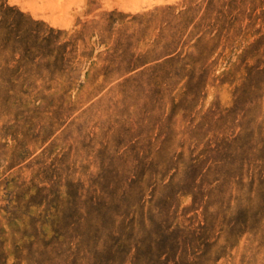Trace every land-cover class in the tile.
<instances>
[{
    "label": "rangeland",
    "instance_id": "obj_1",
    "mask_svg": "<svg viewBox=\"0 0 264 264\" xmlns=\"http://www.w3.org/2000/svg\"><path fill=\"white\" fill-rule=\"evenodd\" d=\"M190 1L0 0V264H264V44L240 64L254 38H223L206 75L124 89L109 66L119 39L152 47L141 16L164 6L191 9L194 56Z\"/></svg>",
    "mask_w": 264,
    "mask_h": 264
},
{
    "label": "trees",
    "instance_id": "obj_2",
    "mask_svg": "<svg viewBox=\"0 0 264 264\" xmlns=\"http://www.w3.org/2000/svg\"><path fill=\"white\" fill-rule=\"evenodd\" d=\"M216 1L207 0L206 10L199 22L193 25V31L187 41L188 44L192 43L190 47L194 49L195 54L193 56V53H188L184 58L179 50L181 38L179 27L186 29L192 25L193 21L186 18L191 9L176 13L175 6H164L154 12L143 14L141 17L144 18L145 25L156 21L159 24V32L152 42V47L142 54H130L126 48L122 49L120 39L116 41V46L109 60V66L116 64L117 71L120 72L113 79H122L117 87L124 89L130 86L131 75H135L133 81H138L137 78L143 76L150 80V75L147 76L146 73L154 70L163 73L171 71L175 77L176 72L182 71L189 73L198 71L200 75H206L210 72V58L218 46L216 42L223 38L226 42H231L228 44H233L237 38H242V36L245 39L248 36L254 38L253 42L249 43L243 52L237 56L240 64H243L259 45L264 44V33L259 34L260 30L253 31V23H255L257 17L254 19L251 17L262 1L224 0L221 9L216 8ZM247 1L250 5L248 13H246L245 5ZM13 10H15V7L5 3L0 4V31L4 29L2 26L8 23V14ZM213 13L216 15L212 18ZM19 15L21 14L19 13ZM245 19L249 20L250 23L243 24ZM146 28L147 26L144 29ZM234 57L233 53L225 56V64H233L231 59ZM187 67H189L188 70ZM103 80L107 82L112 80V77L106 75Z\"/></svg>",
    "mask_w": 264,
    "mask_h": 264
}]
</instances>
